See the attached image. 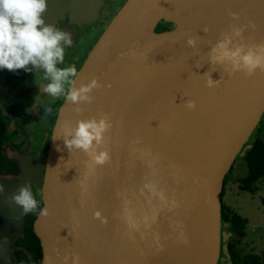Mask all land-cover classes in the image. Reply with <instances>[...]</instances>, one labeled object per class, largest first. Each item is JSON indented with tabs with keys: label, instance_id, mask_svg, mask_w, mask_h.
Here are the masks:
<instances>
[{
	"label": "water",
	"instance_id": "1",
	"mask_svg": "<svg viewBox=\"0 0 264 264\" xmlns=\"http://www.w3.org/2000/svg\"><path fill=\"white\" fill-rule=\"evenodd\" d=\"M100 4L47 0L44 26L54 28L65 13L75 24L89 23ZM160 21L173 28L155 32ZM250 23L255 28H245L243 42L264 44V0H127L74 78L77 88L93 78L102 85L92 102L64 99L43 168L40 155L23 156L18 177L0 176V264H15L14 242L26 215L8 198L25 186L33 194L31 186L39 183L49 213L39 211L32 225L41 264H73V257L79 264H231L220 196L264 113V72L230 75V67L209 62V52L233 28ZM189 38H196L195 49ZM205 73L219 85L207 87ZM187 101L196 108L189 110ZM103 117L112 125L101 146L110 161L93 166L65 140L79 120ZM146 183L164 192L169 207L173 200L177 206L169 210L154 199L156 223L129 235L121 219L124 199L138 212L147 210V192L140 195ZM96 211L107 224L94 218Z\"/></svg>",
	"mask_w": 264,
	"mask_h": 264
},
{
	"label": "clouds",
	"instance_id": "2",
	"mask_svg": "<svg viewBox=\"0 0 264 264\" xmlns=\"http://www.w3.org/2000/svg\"><path fill=\"white\" fill-rule=\"evenodd\" d=\"M47 10V0H0V69L16 71L26 69L29 64L34 67H42L51 77L45 91L58 97L65 93L64 84L70 87L66 91L65 99L73 104L92 102L91 93L102 85L93 78L87 84L75 87L74 78L78 75L74 66L57 68V63H63L65 51L61 42L71 46L72 40L69 35L58 31L51 26H44L43 14ZM232 18L238 20L239 16L232 13ZM246 27L255 28L254 24L233 28L230 35H224L222 39L211 48L209 62L214 65L224 66L231 69V74L243 72L252 76L257 70L264 72V44L246 45L243 42V32ZM207 31V29H205ZM187 45L196 48V38H189ZM207 75L206 86L213 88L220 81H214L210 74ZM185 106L189 110L196 108L194 101H187ZM79 112L80 109L78 108ZM112 125L107 117L99 120L92 118L79 120L70 140H65V145L85 153L92 161L93 166H103L110 161L107 151L101 150L105 135ZM59 150V149H58ZM4 186L0 185V195L4 194ZM147 210L138 212L131 199L125 198L121 213V219L125 224L129 235L140 233L142 229L148 230L156 223L160 209L153 205V200H158L164 206L169 207V201L164 192L158 190L153 183H146L140 195L145 196ZM19 194H13L8 201L22 209V215L34 212L37 209V200L33 197L29 187L18 189ZM173 200L169 210L176 207ZM40 216L47 217L48 209L41 208ZM94 218L107 224V218L100 211L94 213ZM179 227V225L177 226ZM183 233L181 232V237ZM187 243V240H184ZM73 264H79V258L73 257Z\"/></svg>",
	"mask_w": 264,
	"mask_h": 264
},
{
	"label": "trees",
	"instance_id": "3",
	"mask_svg": "<svg viewBox=\"0 0 264 264\" xmlns=\"http://www.w3.org/2000/svg\"><path fill=\"white\" fill-rule=\"evenodd\" d=\"M172 28V24L160 21L155 28V32L160 33ZM36 89L35 67L31 64L26 69H19L14 72L0 69V176L17 175L19 173L16 162L7 158L4 154V143L7 137V125L5 122L11 119L17 121L22 127H29ZM54 119L55 115L52 116L51 123L45 126L43 131L41 142L44 149L47 148ZM255 132L256 137L247 142L241 150L240 156L246 168L245 177L238 179L239 189L242 191L253 192L254 184L260 179L264 180V142L259 136L264 134V113ZM22 145L23 143L16 148L20 150L23 147ZM232 172L233 165L225 176L224 184ZM222 195L223 191L220 197ZM41 208L42 203H39L34 212H30L24 217L22 234L14 242L16 247L13 252L15 264H41L40 243L32 229L33 222ZM246 224L247 221L245 219L231 212L222 204L221 233L224 235L231 234L223 242V245L227 246L231 264H261V259L258 255L242 254L239 248L241 240L245 237ZM220 257L223 258L224 255L221 254Z\"/></svg>",
	"mask_w": 264,
	"mask_h": 264
},
{
	"label": "flooded vegetation",
	"instance_id": "4",
	"mask_svg": "<svg viewBox=\"0 0 264 264\" xmlns=\"http://www.w3.org/2000/svg\"><path fill=\"white\" fill-rule=\"evenodd\" d=\"M127 0H101V4L97 13V17L95 20L89 23H80L75 24L70 21L68 13H65L63 18L60 19L54 29L64 32L70 36L72 40L71 46L61 42V46L64 48L65 56L63 63H57V68H65L74 66L77 71L82 66L84 60L86 59L87 55L89 54L90 50L105 30L107 25L110 23L112 18L116 15V13L120 10L123 4ZM35 79L37 83L36 89V97L34 104L31 108V122L29 123V127H35L40 122L48 126L52 121V116L57 114L58 108L62 104L65 99L66 91L69 88L67 83L64 84L65 93H62L58 97H53L49 95L45 89L49 83L52 82L51 77L46 73L45 69L42 67H35ZM40 91V92H39ZM55 120V119H54ZM45 129V128H44ZM43 126L42 136L44 134ZM51 132V131H50ZM50 139V136H49ZM35 144L27 143L25 144L22 149H16V159H12L16 162L23 157V156H31L34 157L35 155H40L42 157V168L44 167V162L46 158L47 148L44 149L42 142L40 141L41 147H36L35 149L32 148V145ZM20 174L17 175H2L5 177H18ZM35 199L37 200V205L41 202V183L34 184L31 186ZM218 264H226V261Z\"/></svg>",
	"mask_w": 264,
	"mask_h": 264
},
{
	"label": "rangeland",
	"instance_id": "5",
	"mask_svg": "<svg viewBox=\"0 0 264 264\" xmlns=\"http://www.w3.org/2000/svg\"><path fill=\"white\" fill-rule=\"evenodd\" d=\"M5 116V114H4ZM6 117V116H5ZM45 120H43L42 124H38L35 127H22L17 121L7 120L5 123L7 125V137L4 143V154L7 158L16 159L17 155L15 150L16 147L21 145L24 146L27 143L34 142L32 148L41 147L40 141L42 139V126L45 128L44 124ZM260 139L264 142V134L259 135ZM256 137L255 130L250 136L249 141L253 140ZM248 141V142H249ZM237 175V177H243L246 175V168L244 161L241 156L238 155L233 164V172L231 175ZM258 235L244 237L241 240V244L239 248L241 249L242 254H254L258 255L261 259V264H264V229L256 232Z\"/></svg>",
	"mask_w": 264,
	"mask_h": 264
},
{
	"label": "crops",
	"instance_id": "6",
	"mask_svg": "<svg viewBox=\"0 0 264 264\" xmlns=\"http://www.w3.org/2000/svg\"><path fill=\"white\" fill-rule=\"evenodd\" d=\"M245 177V176H243ZM237 175H230L223 186L221 203L247 221L245 237L258 235L264 229V180H258L253 192L239 189Z\"/></svg>",
	"mask_w": 264,
	"mask_h": 264
}]
</instances>
